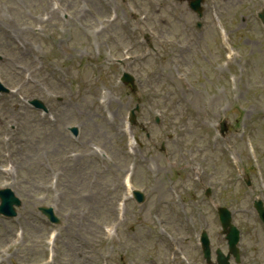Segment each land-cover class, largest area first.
I'll return each mask as SVG.
<instances>
[{
	"label": "rangeland",
	"instance_id": "rangeland-1",
	"mask_svg": "<svg viewBox=\"0 0 264 264\" xmlns=\"http://www.w3.org/2000/svg\"><path fill=\"white\" fill-rule=\"evenodd\" d=\"M25 5L29 4L30 0H23ZM43 1V0H31V7L34 5L35 7H38L40 6V2ZM136 1V4L137 6H139L140 8H147V2L148 0H135ZM7 2L3 1L1 2L0 4V11L3 13L5 12L6 10V4ZM30 7V8H31ZM166 17L168 18L170 16V11H166L165 13ZM164 30V33H169L170 36H173L175 35L174 31L175 30H170V31H167L165 28L163 29ZM183 41L187 42L189 40L188 36L187 35H184L183 38H182ZM261 47H254V49L256 50H261L260 49ZM162 74L163 76L168 79V80H171L172 77H173V73L170 71V69L168 68L167 64H164L163 65V71H162ZM158 75H159V71H157L154 75H151L150 77H148V80H151L153 79L155 82L158 80ZM222 85L224 83V80H225V76H224V73H222ZM179 87V90L177 92H174L173 88H170V90H168L165 94L162 95V98L164 99H167L170 97H172V99L174 100H178L180 102V104H183V107H185L186 105L188 106H191V103L190 102H193V107H194V111L195 112H200L201 111V97L203 95V93L205 92V87H202L200 85H198L195 89V91H192L190 89H188L187 87H184V86H178ZM219 100V99H218ZM168 106H170L171 104H167ZM214 106H217V101L214 102ZM172 107V105H171ZM185 110V108H184ZM41 153L42 151H38L36 153H34L32 156H28L27 159L24 161L23 163V170L24 172L22 173V177L23 178H26V177H31L33 175V172L35 170V167H34V162H37L38 165L40 164V162L42 161L40 156H41ZM29 181L32 182V180L29 178ZM30 186H37V183H30ZM85 204L87 207H90V201L89 200H86L85 201ZM93 207H97L96 204L93 205ZM97 212V215L96 217H94V220H98V221H104L105 220V216L103 214H101V210L98 209L96 210ZM80 236L82 238H91V233H90V229H87L84 227V229H82V231H80ZM84 244V242H82Z\"/></svg>",
	"mask_w": 264,
	"mask_h": 264
}]
</instances>
